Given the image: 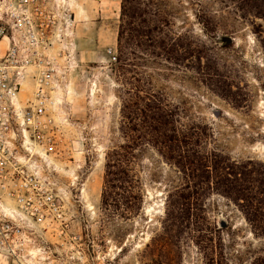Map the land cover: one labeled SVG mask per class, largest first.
<instances>
[{
  "label": "rangeland",
  "instance_id": "rangeland-1",
  "mask_svg": "<svg viewBox=\"0 0 264 264\" xmlns=\"http://www.w3.org/2000/svg\"><path fill=\"white\" fill-rule=\"evenodd\" d=\"M182 1L169 0L174 31L206 44L207 77L165 62H148L142 70L153 89L178 106L184 123L212 129L209 150L264 163V0H200L213 13L210 36L195 18L199 0ZM66 2L71 32L66 47H56L52 55L59 66L46 108L52 123L44 135L54 145L47 152L37 147L34 159L42 180L66 208L68 234L62 241L42 227L24 228L19 264H252L264 254V241L219 195L205 203L209 217L224 228L214 254L192 242L168 255L148 250L160 230L167 192L179 182L153 153L143 158L145 195L139 215L125 222L103 210L105 157L122 142L115 65L121 0ZM32 93L33 86L26 85L21 99L31 100ZM0 264L10 263L0 256Z\"/></svg>",
  "mask_w": 264,
  "mask_h": 264
},
{
  "label": "trees",
  "instance_id": "trees-1",
  "mask_svg": "<svg viewBox=\"0 0 264 264\" xmlns=\"http://www.w3.org/2000/svg\"><path fill=\"white\" fill-rule=\"evenodd\" d=\"M194 10L203 33L212 35L210 5L199 0ZM173 17L169 0H121L115 65L122 142L105 157L101 206L114 220L128 222L139 215L145 195L143 158L153 153L179 182L167 192L160 230L147 246L150 252L162 249L168 255L192 242L214 254L224 228L206 211L213 195L233 204L254 237L264 241V163L209 150L212 129L184 123L178 106L155 91L142 70L148 62H165L207 77L203 66L210 50L188 33H176ZM252 264H264V254Z\"/></svg>",
  "mask_w": 264,
  "mask_h": 264
},
{
  "label": "built area",
  "instance_id": "built-area-1",
  "mask_svg": "<svg viewBox=\"0 0 264 264\" xmlns=\"http://www.w3.org/2000/svg\"><path fill=\"white\" fill-rule=\"evenodd\" d=\"M66 1L0 0V256L10 264L23 257L24 228L42 227L62 241L68 234L66 208L34 159L37 147L47 152L54 145L44 132L51 129L46 108L59 66L52 55L71 32ZM28 84L32 99L24 102Z\"/></svg>",
  "mask_w": 264,
  "mask_h": 264
},
{
  "label": "water",
  "instance_id": "water-1",
  "mask_svg": "<svg viewBox=\"0 0 264 264\" xmlns=\"http://www.w3.org/2000/svg\"><path fill=\"white\" fill-rule=\"evenodd\" d=\"M215 115H216V116H219V115H220V113H219V112H216V113H215Z\"/></svg>",
  "mask_w": 264,
  "mask_h": 264
}]
</instances>
